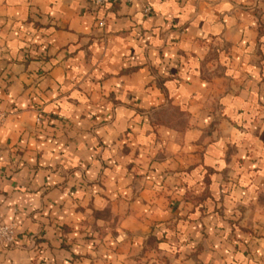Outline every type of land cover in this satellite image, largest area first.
Instances as JSON below:
<instances>
[{
	"label": "crops",
	"instance_id": "obj_1",
	"mask_svg": "<svg viewBox=\"0 0 264 264\" xmlns=\"http://www.w3.org/2000/svg\"><path fill=\"white\" fill-rule=\"evenodd\" d=\"M0 222L3 264H259L264 0H0Z\"/></svg>",
	"mask_w": 264,
	"mask_h": 264
},
{
	"label": "built area",
	"instance_id": "obj_2",
	"mask_svg": "<svg viewBox=\"0 0 264 264\" xmlns=\"http://www.w3.org/2000/svg\"><path fill=\"white\" fill-rule=\"evenodd\" d=\"M94 2L97 5H102L108 2V0H94ZM149 10H150L149 7H145L143 9L145 13H148ZM14 241H15V228L13 224L0 222V243L2 245H10ZM0 264H3V263L0 261Z\"/></svg>",
	"mask_w": 264,
	"mask_h": 264
},
{
	"label": "rangeland",
	"instance_id": "obj_3",
	"mask_svg": "<svg viewBox=\"0 0 264 264\" xmlns=\"http://www.w3.org/2000/svg\"><path fill=\"white\" fill-rule=\"evenodd\" d=\"M258 253H259V255H260V254L263 255V254H264V248H262V250H259ZM262 255L259 256V257H260V259H259V261H258L259 264H264V255H263V256H262Z\"/></svg>",
	"mask_w": 264,
	"mask_h": 264
}]
</instances>
